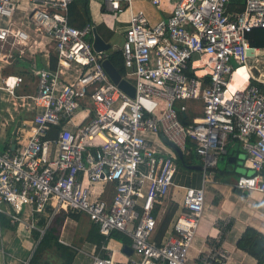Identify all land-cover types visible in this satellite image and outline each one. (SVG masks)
I'll list each match as a JSON object with an SVG mask.
<instances>
[{"label": "built area", "instance_id": "built-area-1", "mask_svg": "<svg viewBox=\"0 0 264 264\" xmlns=\"http://www.w3.org/2000/svg\"><path fill=\"white\" fill-rule=\"evenodd\" d=\"M26 1L27 13L16 24L20 1L0 0V59L28 43L35 54H48L45 45L51 41L57 60L55 68L30 66L36 89L16 95L21 107L31 102L33 115L0 152V237L1 218L33 231L47 209L51 214L74 211L85 213L106 238L121 231L133 252L116 260L105 250L92 255L91 264H225L229 253L217 241L210 240L194 261L188 253L218 153L225 155L229 145H236L246 170L233 186L264 196V90L258 84L264 80L248 64L257 48L246 37L264 27V0H244L241 11L231 10L229 0H168L169 13L153 24L142 10L130 11L119 49L122 77L135 87L133 97L104 69L102 62L112 51L93 48V25L69 23L72 0ZM163 1L148 0L156 8ZM130 5L131 0L101 1L116 18ZM240 67L246 80L233 86ZM1 79L11 96L23 84L17 74ZM186 99L202 105L189 124L179 118L186 105L177 104ZM164 138L182 154L187 145L193 148L202 179L199 186H183V213L157 242L154 210L173 184L177 166ZM109 182L114 184L110 200L94 194L96 185ZM6 255L0 245L1 263Z\"/></svg>", "mask_w": 264, "mask_h": 264}, {"label": "crops", "instance_id": "crops-1", "mask_svg": "<svg viewBox=\"0 0 264 264\" xmlns=\"http://www.w3.org/2000/svg\"><path fill=\"white\" fill-rule=\"evenodd\" d=\"M20 6L18 7L17 14L14 16L13 20L14 23L18 24L23 18L24 15L27 13L26 9V0H19ZM170 1L164 0L163 6L161 8H156L151 5L147 0H131V5L126 7L123 13L119 14L116 18L113 14L104 11L98 4V12L95 15H91L90 17L94 23V25L99 23H104L107 29H103L105 35L100 36L110 43V50L114 51L120 48L121 42L123 40V29L126 24V20L129 16V12H136L138 10H142L147 19L150 21L151 24L157 22L161 16H165L170 11ZM25 5H22V4ZM22 14V16H20ZM107 16L106 18H104ZM110 33V34H109ZM116 35L118 45L115 47L113 46V36ZM107 36V38H106ZM89 37L92 39V34ZM39 37H36L38 39ZM31 39H34V36H31ZM46 38H43L42 43L39 45L43 47ZM31 40V41H32ZM49 50L50 53L44 54H35L33 52L34 47L30 46L29 43L25 46H18L13 47L11 51V56H14V60L16 64L19 66V73L15 72H8L4 75L9 74H17L23 77V84H22V93L20 94H31L36 89V77L33 75L28 69L30 66L34 65L36 68H42L50 63V56L54 55L53 48L51 47V41H47L45 45ZM257 48V47H255ZM259 48H257V53L254 54V59H257L259 62ZM40 55V62L38 57ZM55 56V55H54ZM256 66V70L259 73V76H256L259 79L264 80L263 73H260L261 69ZM240 69L242 67L235 70V73L241 72ZM244 69V68H243ZM23 71V72H22ZM239 71V72H238ZM244 75L247 76V72L244 69ZM242 73V72H241ZM233 74V75H234ZM3 75V76H4ZM2 78V76H1ZM233 81V80H232ZM2 84V79H1ZM33 85V91H24V89L29 88ZM20 88V87H18ZM17 88V90H18ZM18 98V97H17ZM21 100V99H20ZM19 105L21 102H18ZM31 102H24V107L26 110L24 111L27 114V119H23L19 123L22 122H30L32 118V111H31ZM185 104V103H184ZM186 105V104H185ZM21 106V105H20ZM22 108V107H21ZM187 108V107H186ZM188 110V109H187ZM186 110V111H187ZM81 109L76 112L75 119L79 120L81 117ZM183 115L180 113L184 118L189 116V112ZM202 111V105H201ZM201 114V113H200ZM199 114V115H200ZM198 116V115H197ZM188 118V117H187ZM17 123V125H18ZM15 126L14 128L10 129L8 132V138L6 133L4 134L3 138H0V152L4 151L5 148L10 143L11 139L15 136L16 132L19 129V126ZM67 126L73 127L71 123H68ZM230 147L232 149H230ZM237 146L234 147L233 145L228 146L227 154L224 155L227 157L228 167L226 169L231 170L232 166L236 167L235 169V176L233 179H222L219 177H212L209 174V181L212 187L216 190L215 192L209 193L206 206H205V199H204V206L202 212V218L198 224L197 230L194 235V239L197 236L199 238V244H192L189 253L188 259L189 261H194L196 256L201 252L208 250L209 248V241H217L218 245L226 249L229 253L228 260H226L225 264H256V258L237 247L236 242L238 238L241 236L242 232L247 227H253L264 234V196L256 191L252 192H243L238 189L235 190L233 183L237 175L246 170L244 166V161L242 158V153L238 151ZM176 154V152L174 151ZM188 154V153H187ZM177 155V154H176ZM198 156H193L194 160H199ZM200 161V160H199ZM218 161V155H217ZM190 161H188L189 163ZM194 165H198L194 164ZM188 165L186 168L179 167L178 164L176 166V171L173 177V184L170 185L167 194L164 198L161 199V202L157 205L154 210V215L156 217L157 222V232H156V241L162 242L169 234L171 227L173 226L177 217L183 213L182 207V195H183V186H199L201 184L202 173H198L197 171H201V169L193 168ZM217 165V164H216ZM195 169V170H193ZM206 183V184H207ZM206 186V185H205ZM114 191V184L109 182L102 185H96L94 188V194L100 195L101 197L105 198L106 200H110ZM51 209H47L44 214L39 215V220L37 221V229L33 231L24 230L20 225H11L5 218H1V226H2V233L0 237V245L8 252L11 256L10 259H6L5 256L3 263L0 264H27L28 260L30 259L38 241L40 240L41 236L43 235L45 229L51 222V220L56 219L60 212L56 214H51ZM56 216V217H55ZM63 217V218H62ZM43 218V219H42ZM62 224L59 228V241L70 247L74 251V257L72 259L71 264H85V258H89L90 263L92 261V255L94 254H104V251H109L116 260H125L128 256L133 255V252L126 253L124 250V246H128L126 242H123L121 239H116L113 237H107L106 243H102L100 248H98L97 244L94 241L88 240L89 231L92 228V222L88 218L85 213L78 212L77 217L73 218L68 215L61 216ZM224 222H226L224 224ZM70 225V227H68ZM68 228V229H67ZM27 232L24 235V239L22 240L19 237L20 231ZM3 232L5 234L3 235ZM118 234L122 235L121 231H116ZM18 237L20 238L18 240ZM32 239L35 241V245L33 244ZM261 239V238H260ZM263 240V239H262ZM192 241V243H193ZM19 244H16V243ZM105 246V248H104ZM264 248V246H263ZM261 249V251L263 250ZM25 249L27 251L25 252ZM253 249V248H252ZM53 252V251H52ZM255 252V251H254ZM259 253V252H257ZM55 258H57L56 264H60L58 257L53 252ZM1 259V258H0ZM264 264V262H263Z\"/></svg>", "mask_w": 264, "mask_h": 264}, {"label": "trees", "instance_id": "trees-1", "mask_svg": "<svg viewBox=\"0 0 264 264\" xmlns=\"http://www.w3.org/2000/svg\"><path fill=\"white\" fill-rule=\"evenodd\" d=\"M228 5L229 8L233 11H241L244 5V0H229ZM68 20L71 25H74L76 27H82L86 23L96 26L98 33H100L102 36L105 35L104 33H102L103 29L108 30L104 23H99L94 25L89 13L88 0H72L68 7ZM246 37L248 38L251 46L264 49V27H257L250 30L249 32L246 33ZM108 58L117 67V69L120 71L121 74L125 73L122 52L120 49H116L112 51ZM56 60L57 59L54 55L50 56V63L52 68H55ZM258 84L264 90V84L261 83ZM180 103H184V102L182 101ZM188 107L192 112L191 119L189 118V116H187L188 118L187 117L184 118L180 114L182 120L184 121V124L191 123L192 118H194L195 116L201 113V111L200 113H197L199 109L201 110V102L199 100L191 99ZM187 109L188 108H186V110ZM187 112L188 110L186 111V113ZM192 152H194L193 148L189 146L188 152H186V154L188 153V155H185V153L183 154L182 162L185 165L188 163L187 157H190L192 155ZM194 156H198V155L195 153ZM176 161L178 162L180 161V159L177 157ZM234 189L238 191L237 188L234 187ZM57 215H58L57 217L55 216L56 219L51 220V222L45 229L27 264H52L49 258L47 257V254L52 251L58 257L60 264H71L72 259L74 257V251L70 247L62 244L58 240L59 228L63 220L62 219L63 217L62 218L60 217L68 215L70 217L75 218L77 217V212L62 211V213L60 212ZM109 236L126 241L125 236L123 234L122 235L118 234V232L116 231H113ZM257 238H261L264 240V234H262L260 231H258L253 227H247L242 232L241 236L238 238L236 245L238 248L252 254L257 260L256 264H263L264 248L259 253L254 252V250L252 249L254 241ZM88 240L94 241L97 244L98 248H100L102 243H106L107 238L102 236L97 231V228L92 224V228L88 234Z\"/></svg>", "mask_w": 264, "mask_h": 264}, {"label": "rangeland", "instance_id": "rangeland-1", "mask_svg": "<svg viewBox=\"0 0 264 264\" xmlns=\"http://www.w3.org/2000/svg\"><path fill=\"white\" fill-rule=\"evenodd\" d=\"M101 1L102 0H88V8H89V13L91 15H95L98 12V10H99L98 9V4L100 6L101 5ZM22 5H25V4L23 3ZM19 6H20V4H19ZM16 14H17V11H16ZM20 16H22V14H20ZM106 17L107 16H105L104 18H106ZM117 38L118 37L116 35L113 36L114 42H113L112 45L115 46V47L118 45ZM6 50L7 49H5V51ZM258 54L260 55L259 56V62L253 60L254 57H251V58L248 59V64L250 65V68H251V71L253 72V74L255 76H259V73L256 70V66H255L257 64V67H259L261 69L260 73H263V77H264V49L263 48H259ZM37 57H38L39 61L41 62L42 60H40L41 59L40 55L37 56ZM42 63H43V61H42ZM232 64L234 66H236L239 63L236 62V61H233ZM17 67H19V66L16 64V61L14 60V56H9V57L0 59V138H3L5 133H6L7 137H8V135H9L8 132L10 131V129L14 128L17 125V123L18 122L20 123L21 121H23V119H27V114L24 113V111L26 109L23 108V107L21 108V106L18 103V102H21V100L16 97V95L22 93V90H23L22 87L23 86H21L20 88H18V90H16V92L14 94L15 96H11L9 93H7L2 88V84H1V76H3L4 74H7L8 72H13V73L17 72V73H19V69H17ZM242 73H244V72H242ZM242 79H243V77H242ZM27 90L30 91L29 93H31L33 91V85H31L27 89L26 88L24 89L25 92ZM190 101H191V99L183 100V102L187 105L188 112H189V118L191 119L192 112H191V110L188 107V105L190 104ZM178 103H180V101H178L177 104ZM77 111H78V109H77ZM200 111L201 110L199 109L197 113H200ZM179 118L184 123V121L182 120L181 116H179ZM19 123H18V125H19ZM8 138H10V137H8ZM165 145H166V150L174 152V150L172 149L171 146H169L167 143H165ZM188 147H189V145H187V149H188ZM234 147H236V145ZM230 149H232V148L230 147ZM185 155H188V154L185 153ZM194 155H195V153L192 152V155L190 157H187V160L190 161V162L187 163L186 165L181 160L178 161L177 162L178 166L182 167V168H186V167H188V165H194V164H197V163H198V165H200V161L199 160H194L193 159ZM227 167H228L227 157L224 156V154L218 153L217 165L212 168V170L210 172V175L212 177H219V178H222V179H225V178L233 179L234 176H235L234 172H235L236 167L232 166L231 170H229V171H228V169H226ZM193 170H195V169H193ZM197 172L201 174L200 170L197 171ZM215 191L216 190L212 187V185H210V183L206 184V186H205V206H206V202H207V198H208L209 193L211 194L212 192H215ZM262 204H264V203H262ZM68 227H70V225H68ZM20 232L21 233L19 234V237L23 240L24 239V235H26L27 232H24L22 230ZM4 234H5V232H3V235ZM19 237H18V240L20 239ZM31 240H32L33 244L35 245V242H34L35 240L32 239V237H31ZM198 240H199V238H197V236H196L195 240L193 241L192 244H199ZM16 244H19V243L17 242ZM26 251H27V249H25V252ZM6 256H7V258H6L7 260L10 259V257H11L10 255H6ZM47 257L49 258V260H50V262L52 264L58 263L57 262L58 260H57V258H55L53 252H49L47 254ZM89 263H90L89 258H85V264H89Z\"/></svg>", "mask_w": 264, "mask_h": 264}, {"label": "water", "instance_id": "water-1", "mask_svg": "<svg viewBox=\"0 0 264 264\" xmlns=\"http://www.w3.org/2000/svg\"><path fill=\"white\" fill-rule=\"evenodd\" d=\"M92 46L96 51H101L105 49L110 48V43L104 40L100 34L98 33L96 26L92 27ZM248 53L252 51V47H250L248 50ZM102 65L104 69L106 70L107 74L109 75L110 79L116 83L124 92H126L131 97L135 94V87L132 83H130L128 80H126L124 77H122V74L117 69V67L109 60V58H106L103 60ZM184 115L185 113L182 112ZM165 143H167L169 146L172 147V149L176 152L177 157L182 161L183 154L181 150L171 141L164 138ZM14 147V144H12V147ZM193 168L201 169V165H194L191 166ZM264 246V240L257 238L254 241V244L252 246L253 250L255 252H260L261 249ZM124 250L126 253H131L132 249L129 246H124Z\"/></svg>", "mask_w": 264, "mask_h": 264}, {"label": "bare ground", "instance_id": "bare-ground-1", "mask_svg": "<svg viewBox=\"0 0 264 264\" xmlns=\"http://www.w3.org/2000/svg\"><path fill=\"white\" fill-rule=\"evenodd\" d=\"M243 70H244L243 68L240 69L241 72H244ZM241 72H239V74L235 73V75H233V81L231 82V85L237 86L239 84H244V81L246 80V77H244L245 76L244 73H241ZM241 76L243 77V79H242Z\"/></svg>", "mask_w": 264, "mask_h": 264}, {"label": "clouds", "instance_id": "clouds-1", "mask_svg": "<svg viewBox=\"0 0 264 264\" xmlns=\"http://www.w3.org/2000/svg\"><path fill=\"white\" fill-rule=\"evenodd\" d=\"M238 151H240L241 152V150L239 149V148H236ZM242 153V152H241ZM226 155V154H225ZM199 157V156H198ZM200 160V159H199ZM217 164V163H216ZM200 165H201V162H200ZM212 170V169H211ZM210 170V171H211ZM242 173V172H241ZM235 181V180H234ZM236 188V187H235ZM238 189V188H237ZM240 190V189H239ZM244 192V191H243Z\"/></svg>", "mask_w": 264, "mask_h": 264}]
</instances>
